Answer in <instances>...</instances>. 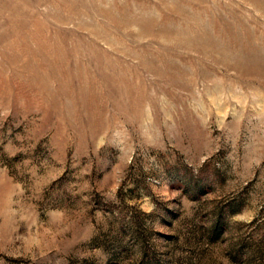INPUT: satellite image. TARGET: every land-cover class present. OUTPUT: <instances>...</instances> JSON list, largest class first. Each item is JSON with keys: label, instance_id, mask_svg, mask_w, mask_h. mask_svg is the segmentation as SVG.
<instances>
[{"label": "rangeland", "instance_id": "obj_1", "mask_svg": "<svg viewBox=\"0 0 264 264\" xmlns=\"http://www.w3.org/2000/svg\"><path fill=\"white\" fill-rule=\"evenodd\" d=\"M0 264H264V0H0Z\"/></svg>", "mask_w": 264, "mask_h": 264}]
</instances>
